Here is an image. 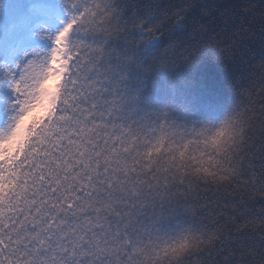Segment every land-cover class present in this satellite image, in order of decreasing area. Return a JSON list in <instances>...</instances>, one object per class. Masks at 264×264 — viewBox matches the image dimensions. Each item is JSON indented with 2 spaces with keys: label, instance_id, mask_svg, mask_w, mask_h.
Returning a JSON list of instances; mask_svg holds the SVG:
<instances>
[{
  "label": "snow or ice",
  "instance_id": "1",
  "mask_svg": "<svg viewBox=\"0 0 264 264\" xmlns=\"http://www.w3.org/2000/svg\"><path fill=\"white\" fill-rule=\"evenodd\" d=\"M63 8L68 18L47 37L51 47L46 54L35 51L22 63L0 65L15 109L0 128V151L7 153L18 141L15 153L0 161V183L11 189L6 196L11 211L0 216V264H181L192 238L161 242L139 217L146 207L187 199L185 189L193 181L224 183L236 175L242 177L237 187L251 183L253 193L264 200V176L253 171L245 176L244 155L236 149L240 107L216 124L199 127L169 120L163 108L153 112L154 122H125L126 106L134 108L139 100V89L131 90L127 65H144L125 55L127 49L109 45L132 27L146 34L134 47L163 33L143 27V22L122 25V7L115 0H64ZM38 10L50 14L53 8L41 5ZM183 19L177 13L173 22ZM232 43L179 51L173 44L162 53L157 71L190 64L206 52L226 59ZM56 76L61 79L52 85L53 112L42 122H30L39 86ZM260 80L243 107L247 127L240 133L245 147L252 146L253 137L260 141L256 151L264 150V65ZM243 192L240 188L241 199ZM186 210L195 211L191 206ZM232 219L235 226L225 239L234 241L258 224L255 235L262 254L258 257L256 248L249 246L245 253L226 252L223 260L235 257L245 264L250 257L264 264V215ZM226 226L210 233V247Z\"/></svg>",
  "mask_w": 264,
  "mask_h": 264
},
{
  "label": "trees",
  "instance_id": "2",
  "mask_svg": "<svg viewBox=\"0 0 264 264\" xmlns=\"http://www.w3.org/2000/svg\"><path fill=\"white\" fill-rule=\"evenodd\" d=\"M115 3L122 7L119 19L122 25L135 26L143 22V27H156L163 33L159 38L143 39L139 47H134L146 34L142 29L132 27L123 38L109 45L115 50L127 49L125 55L133 56L144 65L142 69L131 63L127 65L131 90L139 89V100L134 108L126 106L124 121L140 118L141 123L154 122L153 112L163 108L169 120L183 127H199L216 124L226 119L234 108L240 107L235 123L236 149L244 155V175L253 171L264 176V150H255L260 141L253 137L252 146L245 147L244 137L240 134L241 129L247 127L243 107L248 104V95L255 92L254 84L258 87L262 82L264 0H115ZM63 4L64 0H0V65L6 64L10 49L25 35L23 24L36 21L35 9L49 5L53 11L46 15L60 12L67 20ZM185 5L189 6L187 10ZM177 13L184 19L174 23ZM238 31L243 34L238 36ZM229 43L232 47L226 59H218L206 52L190 64L180 63L157 71L162 53L173 44L179 51L204 44L223 47ZM7 90L6 78L0 71V124L15 111L10 106L13 97ZM29 120L42 122L33 109ZM17 144L18 141L11 144L15 151ZM15 151L3 153L0 161H5ZM241 179L236 175L231 182L224 183L193 181L191 188L185 189L187 199L178 198L171 203L157 204L155 208L146 207L139 220L161 242H171L184 235L192 238V246L181 264H209L210 261L211 264H239L235 257L225 262L224 254L228 251L245 253L249 246L256 248L259 257L262 254L260 241L255 235L259 231L258 224L252 225L251 232L246 230L236 235L234 241L225 239L235 226L233 217L238 222L264 215V200L253 193L251 183L237 187ZM256 187L258 189L259 185ZM240 188H244L243 199ZM10 191L9 186L0 183V216L11 211L6 200ZM189 206L195 211H187ZM221 225L227 226L221 230L220 240L210 247V233ZM201 236L203 240L199 239ZM208 252L213 256L210 257ZM245 264H256V261L246 257Z\"/></svg>",
  "mask_w": 264,
  "mask_h": 264
},
{
  "label": "rangeland",
  "instance_id": "3",
  "mask_svg": "<svg viewBox=\"0 0 264 264\" xmlns=\"http://www.w3.org/2000/svg\"><path fill=\"white\" fill-rule=\"evenodd\" d=\"M33 14L36 17V21L33 23L25 22L23 24L25 35L12 46L8 55V61L5 65L22 63L25 55H31L35 51L46 54L51 47V41L47 37L57 31L61 27V22L65 21L63 14L60 12H56L53 15H46L37 8L33 11ZM60 79V76H56L39 86L36 98L33 100V110L41 121L48 118L54 110L56 89L52 85L59 83ZM7 94L13 97L9 88ZM5 124L6 122L0 124V128H4ZM9 151L14 152L15 147H11L10 145ZM3 153L5 152L0 151V156Z\"/></svg>",
  "mask_w": 264,
  "mask_h": 264
}]
</instances>
